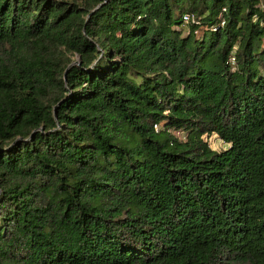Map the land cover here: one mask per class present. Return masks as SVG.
Returning <instances> with one entry per match:
<instances>
[{"label": "trees", "instance_id": "16d2710c", "mask_svg": "<svg viewBox=\"0 0 264 264\" xmlns=\"http://www.w3.org/2000/svg\"><path fill=\"white\" fill-rule=\"evenodd\" d=\"M0 264H264V0H0Z\"/></svg>", "mask_w": 264, "mask_h": 264}, {"label": "rangeland", "instance_id": "374dc122", "mask_svg": "<svg viewBox=\"0 0 264 264\" xmlns=\"http://www.w3.org/2000/svg\"><path fill=\"white\" fill-rule=\"evenodd\" d=\"M186 32H188L187 29L185 30V33ZM209 142L211 143V148L215 151H219V150L226 148V146L222 144L221 141L217 140L216 138L211 139Z\"/></svg>", "mask_w": 264, "mask_h": 264}, {"label": "built area", "instance_id": "2783aa9c", "mask_svg": "<svg viewBox=\"0 0 264 264\" xmlns=\"http://www.w3.org/2000/svg\"><path fill=\"white\" fill-rule=\"evenodd\" d=\"M191 20H192V17H191L190 15H188V14H184V15L182 16V21H183V23H185V24L189 23ZM188 21H189V22H188ZM223 25H224V23L221 22L220 26L222 27ZM229 63H230L231 65L234 64V57H233V55L230 57V59H229Z\"/></svg>", "mask_w": 264, "mask_h": 264}, {"label": "water", "instance_id": "95a60500", "mask_svg": "<svg viewBox=\"0 0 264 264\" xmlns=\"http://www.w3.org/2000/svg\"><path fill=\"white\" fill-rule=\"evenodd\" d=\"M79 64H80L79 61H75V62L73 63V65H79Z\"/></svg>", "mask_w": 264, "mask_h": 264}]
</instances>
